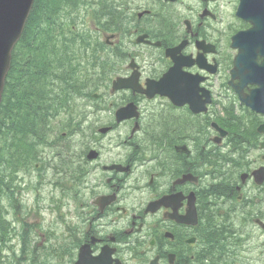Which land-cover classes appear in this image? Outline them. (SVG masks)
Returning <instances> with one entry per match:
<instances>
[{
	"label": "flooded vegetation",
	"instance_id": "1",
	"mask_svg": "<svg viewBox=\"0 0 264 264\" xmlns=\"http://www.w3.org/2000/svg\"><path fill=\"white\" fill-rule=\"evenodd\" d=\"M99 4L101 62L114 66V79L137 73L144 85L172 74L169 96L196 108L204 102L206 111L166 97L162 119L155 115L124 143L99 144L83 191L57 202L67 216L54 238L57 263L264 264V112L242 103L235 88V24L220 22L219 0ZM257 90L264 106V83L250 81L242 95ZM140 97L130 91L131 101ZM159 133L162 143L153 142Z\"/></svg>",
	"mask_w": 264,
	"mask_h": 264
},
{
	"label": "trees",
	"instance_id": "2",
	"mask_svg": "<svg viewBox=\"0 0 264 264\" xmlns=\"http://www.w3.org/2000/svg\"><path fill=\"white\" fill-rule=\"evenodd\" d=\"M82 0H36L24 35L13 53L0 105V196L16 192L18 172H22V150L45 126L46 113L56 106L54 88L44 73L50 72L47 36L54 29L53 18L60 7ZM59 105V103H58ZM24 153V152H23ZM7 222L0 212V233L7 232Z\"/></svg>",
	"mask_w": 264,
	"mask_h": 264
},
{
	"label": "rangeland",
	"instance_id": "3",
	"mask_svg": "<svg viewBox=\"0 0 264 264\" xmlns=\"http://www.w3.org/2000/svg\"><path fill=\"white\" fill-rule=\"evenodd\" d=\"M229 0H222L221 4L223 5V16L226 20H229L230 17H233L231 11L234 5L231 3H228ZM94 9L91 7L87 8L86 10H81L79 21L75 23L76 25V32L82 37L86 38L87 35L95 36L93 24L94 20H91L90 14L93 12ZM65 14L60 15V20L63 23H65V20H62L64 18ZM71 29V23H68L66 27L63 28L64 35L66 37L69 36V30ZM82 44H86L85 40L80 39ZM91 48H98L96 38L93 40V42L90 45ZM90 55V52L86 54V56L81 59L82 66L80 69V78L82 74H93L92 78L87 77L95 80L97 78V74L99 73L98 69H93L90 62L87 63L86 57ZM81 98L77 101L76 105L79 106L80 104L90 106V108H87L86 111L90 112V116H84L81 112L77 110V112L74 114V116L77 117L75 124L71 125L70 121H68L67 116H62L60 120L56 121L53 124V134L48 138V144L52 145L54 142H57L58 148H50L47 147L45 149H38V155L41 158V161L34 162L32 165L31 173L30 174H24V178L27 184L32 185L36 180H41L42 185L37 190H30L28 193L22 192V199L20 200V205L22 209V214L25 213V216L27 215L26 212H28L29 209L33 207V204L36 203L40 207V213L38 219L36 217H33L30 215L26 216L25 220L30 223H35L36 225L39 224L42 228V231L38 233L39 239L37 241V245L39 247L38 253H39V261H48L46 258V253L50 251V244H47L43 241V236L46 234H49L52 229V225L56 223V215L53 212V206H52V198L56 194L55 190V184L58 182L66 183L69 178L75 176V170L76 167L79 166V164L75 163L73 161V157L75 153L80 154L81 149L85 148L86 145L92 146L94 143L99 144L100 137L96 134L97 129L100 125L101 118L103 119H110L111 113L102 112V113H92L93 109L95 107H99V100L96 99H87L83 96L79 95ZM145 114L147 116H150L151 111L148 109L145 111ZM83 121L81 124L80 133L78 135L73 134V130L75 128H78L76 125L80 123V121ZM94 128V129H93ZM85 133L87 137H84L82 134ZM124 133H126V130L124 129ZM117 134L114 135L116 138ZM107 144H109V140L106 141ZM70 145H73L72 151H69ZM70 152V155H68ZM66 160L68 163H70L69 168H63L61 170H58L60 167L61 161ZM73 163H75L73 165ZM47 168L45 169V166ZM20 187L22 188V180L19 181ZM43 199V200H42ZM50 202L51 209L46 210L44 207L45 205ZM16 215L19 214V212L15 213ZM13 212L8 216L9 220L14 219ZM22 214L19 215L18 219H22ZM13 228L16 230L17 223L13 225ZM14 250L17 256L20 255L21 248L18 244H14ZM5 257H10V255L7 253Z\"/></svg>",
	"mask_w": 264,
	"mask_h": 264
},
{
	"label": "water",
	"instance_id": "4",
	"mask_svg": "<svg viewBox=\"0 0 264 264\" xmlns=\"http://www.w3.org/2000/svg\"><path fill=\"white\" fill-rule=\"evenodd\" d=\"M33 3L34 0H0V102L12 50L22 36ZM240 10V15L254 25V31L244 40L260 39L264 52V0H242Z\"/></svg>",
	"mask_w": 264,
	"mask_h": 264
}]
</instances>
